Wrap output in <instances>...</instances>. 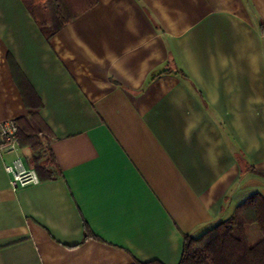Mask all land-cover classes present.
Instances as JSON below:
<instances>
[{
  "label": "crops",
  "instance_id": "1",
  "mask_svg": "<svg viewBox=\"0 0 264 264\" xmlns=\"http://www.w3.org/2000/svg\"><path fill=\"white\" fill-rule=\"evenodd\" d=\"M72 1L47 38L0 0V264H178L264 194V0Z\"/></svg>",
  "mask_w": 264,
  "mask_h": 264
},
{
  "label": "trees",
  "instance_id": "2",
  "mask_svg": "<svg viewBox=\"0 0 264 264\" xmlns=\"http://www.w3.org/2000/svg\"><path fill=\"white\" fill-rule=\"evenodd\" d=\"M24 1L47 38L79 13L73 9L72 0ZM89 1V4L94 2ZM259 30L264 33V21ZM38 156L36 159L42 157ZM38 166L40 163L35 164L39 171ZM259 173L262 175L264 171ZM183 238L178 264H264V194L249 195L227 219L197 237L184 235ZM137 264L163 263L154 259Z\"/></svg>",
  "mask_w": 264,
  "mask_h": 264
},
{
  "label": "built area",
  "instance_id": "3",
  "mask_svg": "<svg viewBox=\"0 0 264 264\" xmlns=\"http://www.w3.org/2000/svg\"><path fill=\"white\" fill-rule=\"evenodd\" d=\"M17 125L14 120L0 123V148L14 150L17 141ZM3 169L11 176V183L14 187L34 184L39 181L37 172L27 167L20 156L14 157L10 162L3 165Z\"/></svg>",
  "mask_w": 264,
  "mask_h": 264
}]
</instances>
